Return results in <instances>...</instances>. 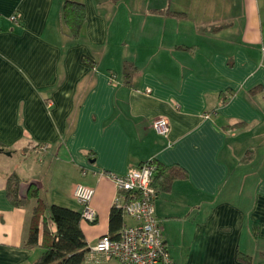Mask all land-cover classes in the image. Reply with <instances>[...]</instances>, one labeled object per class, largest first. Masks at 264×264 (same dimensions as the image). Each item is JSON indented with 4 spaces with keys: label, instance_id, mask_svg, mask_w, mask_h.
I'll return each mask as SVG.
<instances>
[{
    "label": "crops",
    "instance_id": "obj_1",
    "mask_svg": "<svg viewBox=\"0 0 264 264\" xmlns=\"http://www.w3.org/2000/svg\"><path fill=\"white\" fill-rule=\"evenodd\" d=\"M76 1L78 38L67 0H0V264L38 259L78 184L95 189L88 245L113 236L109 174L151 159L186 171L154 200L174 264H264V0ZM13 172L39 197L14 205Z\"/></svg>",
    "mask_w": 264,
    "mask_h": 264
},
{
    "label": "built area",
    "instance_id": "obj_2",
    "mask_svg": "<svg viewBox=\"0 0 264 264\" xmlns=\"http://www.w3.org/2000/svg\"><path fill=\"white\" fill-rule=\"evenodd\" d=\"M10 18L18 22L16 14ZM152 124L160 134L167 135L170 131L169 122L164 117L156 118ZM155 172L156 165L148 163L130 167L122 174H109L118 190L112 207L122 210L124 216L133 218L136 223L124 222L116 237L109 234L99 237L89 245L86 258L96 261L115 259L119 264H174L156 215L154 200L157 191L152 185ZM93 194L94 188L85 184L76 185L74 190L76 199L83 206L82 217L88 221L97 218L90 203Z\"/></svg>",
    "mask_w": 264,
    "mask_h": 264
},
{
    "label": "trees",
    "instance_id": "obj_3",
    "mask_svg": "<svg viewBox=\"0 0 264 264\" xmlns=\"http://www.w3.org/2000/svg\"><path fill=\"white\" fill-rule=\"evenodd\" d=\"M63 17L72 36L78 38L84 23L86 21V7L83 2L76 0H67L63 7ZM154 163L156 172L153 177L152 185L158 192L166 191L171 188L172 181L176 177H183L186 171L179 166L162 165L155 159L142 162L138 166ZM22 180L16 172L8 177L7 194L11 202L20 206L26 202L29 197H39V188L35 182L30 183L25 194L21 193ZM42 200L39 199V202ZM42 204V203H41ZM35 207L32 217V223L28 238L27 246H36L39 240V225L36 218L39 215L40 206ZM50 220L55 224V230L51 233L48 222L44 221V234L51 235V241L45 247L42 254L36 261L31 264H82L89 251V245L86 241L84 231L81 227L82 212L68 206L59 204H50ZM124 223V215L122 210L112 207L110 214V229L115 233L112 237H116L121 226Z\"/></svg>",
    "mask_w": 264,
    "mask_h": 264
},
{
    "label": "rangeland",
    "instance_id": "obj_4",
    "mask_svg": "<svg viewBox=\"0 0 264 264\" xmlns=\"http://www.w3.org/2000/svg\"><path fill=\"white\" fill-rule=\"evenodd\" d=\"M125 218H126V221H129V220L133 219V218L127 216V215H125ZM82 220L83 221H88V220H85L83 217H82ZM82 264H104V261L96 262V260H94V262H92V260H85ZM109 264H117V262H116L115 259H110L109 260Z\"/></svg>",
    "mask_w": 264,
    "mask_h": 264
},
{
    "label": "bare ground",
    "instance_id": "obj_5",
    "mask_svg": "<svg viewBox=\"0 0 264 264\" xmlns=\"http://www.w3.org/2000/svg\"><path fill=\"white\" fill-rule=\"evenodd\" d=\"M85 173V172H84ZM95 190V189H94ZM157 196V195H156ZM79 202V201H78ZM80 203V202H79ZM81 205H82V203H80ZM82 208H83V206H82ZM81 212H82V210H81ZM125 217V216H124ZM111 236V235H110Z\"/></svg>",
    "mask_w": 264,
    "mask_h": 264
}]
</instances>
